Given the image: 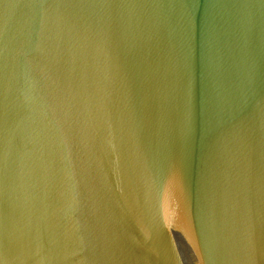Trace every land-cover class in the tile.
Here are the masks:
<instances>
[{
    "label": "water",
    "instance_id": "water-1",
    "mask_svg": "<svg viewBox=\"0 0 264 264\" xmlns=\"http://www.w3.org/2000/svg\"><path fill=\"white\" fill-rule=\"evenodd\" d=\"M0 264H264V0H0Z\"/></svg>",
    "mask_w": 264,
    "mask_h": 264
}]
</instances>
